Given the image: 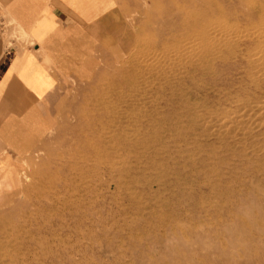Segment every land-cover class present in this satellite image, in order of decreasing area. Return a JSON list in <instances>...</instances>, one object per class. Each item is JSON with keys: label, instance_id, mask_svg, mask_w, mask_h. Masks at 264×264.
<instances>
[{"label": "rangeland", "instance_id": "1", "mask_svg": "<svg viewBox=\"0 0 264 264\" xmlns=\"http://www.w3.org/2000/svg\"><path fill=\"white\" fill-rule=\"evenodd\" d=\"M81 31L0 188V264H264V0H114Z\"/></svg>", "mask_w": 264, "mask_h": 264}, {"label": "crops", "instance_id": "2", "mask_svg": "<svg viewBox=\"0 0 264 264\" xmlns=\"http://www.w3.org/2000/svg\"><path fill=\"white\" fill-rule=\"evenodd\" d=\"M113 5L114 0H0L2 190L13 187L8 178L19 142L37 126L41 106L57 90L59 50L70 35L76 39L85 26L102 23Z\"/></svg>", "mask_w": 264, "mask_h": 264}, {"label": "bare ground", "instance_id": "3", "mask_svg": "<svg viewBox=\"0 0 264 264\" xmlns=\"http://www.w3.org/2000/svg\"><path fill=\"white\" fill-rule=\"evenodd\" d=\"M216 4V3H215ZM219 9V8H218ZM219 11H220V9H219ZM219 14V13H218ZM197 24V23H196ZM194 25V27H197V25ZM196 30H197V28H195ZM194 30V29H193ZM188 32V31H187ZM202 33V32H201ZM188 34V33H187ZM205 35V34H204ZM209 36V35H208ZM207 36V37H208ZM223 36V35H222ZM234 36V35H233ZM236 36H237V34H236ZM210 37V36H209ZM182 38V37H181ZM211 38H213L212 40H211ZM179 39V38H178ZM182 39H184V38H182ZM240 39V38H239ZM209 40H211L212 42H210ZM209 43H211V44H213L214 45V47L215 46H221V45H227V42L226 43H223L224 42V40H227L226 38H224V40H222V37H220V38H217L216 36H214V37H210L209 38ZM237 41H238V38H237ZM190 45V44H189ZM205 47V46H204ZM203 47V48H204ZM213 47V48H214ZM209 48V47H208ZM207 49V48H206ZM210 49V48H209ZM221 49V48H220ZM211 51H212V49H211ZM221 51V50H220ZM233 53V52H232ZM186 55V54H185ZM264 56V55H263ZM252 57V56H251ZM257 57V56H256ZM257 58H259V57H257ZM256 58V59H257ZM194 59V58H193ZM255 60V59H254ZM258 60V59H257ZM253 61V60H252ZM251 61V62H252ZM259 61V60H258ZM258 63V62H257ZM256 63V64H257ZM259 65H260V62H259ZM261 65H263V64H261ZM257 68H258V65L256 66ZM258 70V69H257ZM260 70V69H259ZM260 72V71H259ZM246 82V81H245ZM255 87V86H254ZM234 99V98H233ZM245 100V99H244ZM240 101V100H239ZM239 110V109H238ZM236 112V111H235ZM223 116V115H222ZM225 116V115H224ZM218 117V116H217ZM241 118V117H240ZM235 120V119H234ZM243 120V119H242ZM241 120V121H242ZM246 120H248V119H246ZM237 123V122H236ZM240 124V123H239ZM245 126V125H244ZM220 128H222V127H220ZM246 136V135H245ZM107 141V140H106ZM109 142V141H108ZM87 163V162H86ZM88 192V191H87ZM97 223H99L100 225H103L102 224V221L101 220H98V221H96V220H92V224H94V225H96ZM166 224V223H165ZM167 226H168V224H167ZM10 232V231H9ZM143 237V236H142ZM102 249V248H101ZM73 250H75V247L74 246H71L70 248L68 247V248H65V249H63V251H59L60 253H58L57 254V259H60L61 258V256H62V260H52V262L53 263H55V264H73V262L74 261H78V262H82V261H84L82 258H81V260H71L72 258H71V255H72V252H73ZM95 251V250H94ZM99 253H100V251H99ZM19 254V253H18ZM95 254V253H94ZM98 254V253H97ZM66 259V260H65ZM122 263V262H121ZM9 264V263H8ZM78 264V263H77ZM86 264V263H85Z\"/></svg>", "mask_w": 264, "mask_h": 264}]
</instances>
